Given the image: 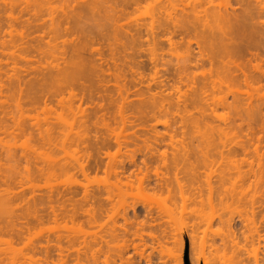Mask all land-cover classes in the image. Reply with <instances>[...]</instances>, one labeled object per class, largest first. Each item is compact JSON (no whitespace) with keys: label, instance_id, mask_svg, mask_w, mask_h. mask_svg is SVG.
<instances>
[{"label":"rangeland","instance_id":"1","mask_svg":"<svg viewBox=\"0 0 264 264\" xmlns=\"http://www.w3.org/2000/svg\"><path fill=\"white\" fill-rule=\"evenodd\" d=\"M8 1L6 0L4 2V0H0V41L17 38V35H15L16 37L13 36L14 38H10V36L8 39V35L6 34V26L10 21H8L6 14L9 13L7 9L10 8L12 2L10 1L8 4ZM33 1L23 0V5L26 3V7L24 6L22 8L20 6L22 5V1L17 0V4L19 3V5L15 3L14 10L12 8V13L15 18L19 12L18 15L24 21L22 24L18 16L17 18L20 20L17 19L19 22L16 23L18 24L11 22L13 25L16 24L15 28L17 30L20 28L21 31L26 29L27 32L32 33L31 35L35 37L34 35H37V33L40 35V27L44 24L45 26L42 27V31L46 27L48 28L51 18L56 19H52L55 22H59V19L63 17L64 20L62 19L60 23L63 30L60 29L61 31H59L57 43L58 41L63 42L64 38L65 41L63 43L64 45L58 44L60 47L56 54L58 55L59 53V56L55 55L56 58L62 57L59 51H65V55L70 56V47H67L68 43L71 46V42L80 39L79 41L84 40V42H81L83 44L87 43L85 46L88 47L87 49L85 47L86 50H83L81 56L82 58L85 56L83 58L84 62L86 60L88 63H95L94 65L100 64L96 66L99 71L95 72L91 71L88 67L89 70L87 68L82 69V66H77L80 68L78 69L74 66V61H72V72L68 75V78L60 80L63 85L59 80L57 83V80L52 81L54 80L52 79L50 83L52 84L54 82L53 86L46 82L47 84L45 83L44 88L42 87L43 92L39 94L27 95V92L22 93L24 90L22 92L18 90L26 80L17 89L19 92L14 89L11 93L9 90H6L8 86H0V226L6 229L11 224L13 226L10 228H15L22 223L20 225V228L24 225L21 228L22 231L25 225L26 228H29L28 231H23L24 238L21 234L22 239L19 240V238L15 239L16 237H14L12 229L9 228V233L7 234V229L4 230L0 227V264H27L30 260L28 264H32L33 262V264L35 262L36 264H41L37 262H42V264H233V261H236L233 257L235 256L234 252L237 250L244 257L241 264H264V209L257 207L251 210L245 205L247 202L246 198L248 197V201L251 200V198L249 199V195H252V192L255 193L258 188L262 190L263 187L261 186L264 184L259 183L260 185L258 184V187L255 186L256 184L252 185L253 177L250 181L243 179L245 183L244 181H238L237 184L241 183L242 186L241 188L238 185L239 189L241 188L248 195L245 197L241 196L246 199V202H244V199L237 200L240 194L236 195V199H234L236 197L235 195L233 199H231L232 197L230 195H227L223 198L222 202L219 200L216 186L219 172L217 170L220 167L218 166V160L219 158L221 159L222 155L220 153L221 155L219 157V153L217 154V152H221V150H224L223 153L227 155L226 150L232 149L234 151H231V153L233 152L234 154L236 152V159L243 158L244 156L243 159H246L248 164L252 161L250 168L252 170L254 169L253 171H256L255 168L261 162L262 170L259 169L261 167L259 166L257 173L260 172L259 170H261L260 173L263 172L264 120L262 117H264V44L261 45V43H264V41L260 40L261 43L258 42L259 44H256L259 46H256L257 48L253 46H242L238 50L237 47V51L234 50V53H231V50L229 52L225 50L228 53H224V50H221L223 51L221 54L220 49L217 48L219 51L216 50L220 54L217 55V52L214 51L215 55L213 54L212 64L204 59L198 61L193 67H190L187 71L192 76L194 75L195 79L200 76H209L212 78V82H214L212 83L211 79L209 80L210 82H207L208 86L205 85V94L201 95L203 96V100H201L202 106L200 105L201 103L196 102L197 107L194 108L196 105H191L193 103L189 101L190 96L192 100L193 95L187 92V88L189 90L190 87L187 83L190 84L195 79L193 78L192 80V76H188L189 74L185 71L188 75L183 74V76L181 73L184 78L181 76L182 82H180V76L178 78L177 75L173 74L175 73L176 67L182 64L181 61H184V56L187 55H185L187 53L185 46L187 37L181 43V39L177 38L178 36H174L172 39L173 41L177 39L176 45L175 43L171 45L165 37L163 38L164 35L158 29L159 34L156 30V37L153 41L146 34L145 27L148 26L146 25L148 21L145 22L144 20H147L149 14H154L160 6L165 4L168 7L167 10H169V6L175 4L176 7L174 8H177L175 11L176 13L178 11L179 13L177 14L179 15L180 9L181 12L189 10L192 8V5H195L193 3H197L195 2L196 0H175L172 2L171 0H136L139 4L134 3L135 0H114V2L113 0H107V3H109H105V6H109L107 7V12H109L110 7L114 4V7L111 8L113 11L110 9V14L114 15L112 16V18L114 17V24L110 23V25L106 21L104 23V20H100L101 15H103L101 13L102 11L104 13V10L99 13L100 9L97 8L98 10H96L98 12L96 10L94 11L96 15L92 12L90 14L87 8L91 0H53L48 4V9L47 7L43 8L44 10L39 11L40 15L37 13V18L34 16L35 13L33 11H28V5L31 7ZM198 1V5H201V3L205 5V0H201L203 1L201 3L200 0ZM219 1L220 3L222 2V0H216L215 5H220ZM227 1L230 6L235 7V4L237 7H244L245 0H242L244 2L241 5V0ZM168 2L173 4L167 5ZM225 2L226 0H223L221 3L223 5H221L222 8L227 4ZM3 3H7L6 6ZM110 4L112 5L110 6ZM229 4H227V8H231ZM202 5L201 7H203ZM182 6L183 8L186 6L185 9L182 10L180 8ZM27 7L28 9H26ZM115 7L118 10H115ZM32 8L30 9L32 10ZM240 8H235V11L236 9L242 11L243 8ZM25 9L31 13V17ZM239 10L237 11L239 12ZM80 11L81 13L79 14ZM13 14L12 17H14ZM37 14L35 15L37 16ZM65 14L68 18L65 17ZM39 16L41 19H39ZM26 18H28V21L32 19L31 22L33 23L31 24H35L33 20L38 21L39 29L36 26L30 28V25H28V27L25 22L27 20ZM260 18H263L262 20L264 21V17ZM39 20L43 23H40ZM76 20L79 21L75 22ZM262 20L260 19V21ZM80 21L84 26H88V29L85 30L84 28L86 27H83L79 23ZM136 21L141 26L145 25L143 27L145 29L141 31L142 37L140 36V43L139 41H135L137 46H135V42L134 44L132 43L135 46L134 48L129 42L128 47L131 46L133 50L126 47L128 48L127 50L122 48L123 50L120 52L118 48H121L123 46L122 44L128 41V39H124V35L122 36L125 32L124 30L130 27L129 31H131L135 28V25L138 26L139 24ZM65 24L67 27H65ZM93 24L96 26L93 27ZM98 24V27L101 28L102 25L103 27L97 29ZM79 26L83 28L81 29ZM119 27L123 29L121 30ZM34 28L35 30L37 29L36 32L33 30ZM64 28H66V31ZM28 29L31 30L28 31ZM113 30L116 32L114 33ZM121 31L124 32L121 33ZM79 33L84 38L80 37L81 35ZM112 33L115 35L119 33L121 36L118 35V38L120 37L119 39L121 41H126L121 43L118 39L114 40ZM86 34L93 43L87 39ZM97 34L99 35L97 36ZM31 35L28 37L29 40H31ZM145 36L148 40L144 39ZM196 36L199 35L193 34L192 36L190 34L188 36V39L190 38L191 40L190 48L192 49L189 52L191 51L193 53L190 54L193 56L201 54L207 57L209 55L207 51L210 49H206L207 51L202 48L200 49V40L198 43V37ZM110 37L109 42L107 39ZM46 38L48 39L46 40ZM46 38L45 40L48 41L50 37L46 36ZM35 40L33 43L30 41V44L33 45L36 42ZM111 40H114V42L112 43ZM178 40L181 45L178 43ZM153 42H155V46L152 44ZM114 43L116 46L117 43H121L122 46L118 44L120 47H116L113 45ZM138 44L141 46L139 47ZM150 44H152V48H157L153 51ZM3 51L4 49L1 50L0 47V75L2 72L4 75L2 78L5 75L7 77L8 73V76L11 75V77L13 73L16 75L23 74L19 72L27 65L23 64V61V63L16 61L18 63L15 65H19V68L23 67L22 69L7 65L6 63L14 62L17 59L7 54V50L5 52ZM25 51H22L24 55H31L29 56L30 59H36L34 64L31 63L38 67L36 69L42 70L45 67L44 71L47 72L50 68V62L52 63L53 61L54 64L55 60L52 59L54 58L53 56H47L48 58L52 57L51 61L48 62L49 60H46L48 59L46 56L42 57V59L45 58L44 61L39 57H34L35 53L32 49ZM123 52L125 54L128 53L127 58L129 60L122 56L124 54ZM129 52L133 54L131 53L130 56ZM1 53L5 54L3 55ZM107 53H110L109 57ZM119 54L122 58H119L120 56L118 57ZM182 55L183 58L181 57ZM56 60L58 61L59 59ZM44 62L47 64L46 66H44ZM75 62L77 61L75 60ZM227 65L230 66V69L233 67L232 71L236 69L234 72H237L240 78H237L236 74L237 80H234V82L233 79L231 81L227 78L225 76V71L229 70V68H226L228 67ZM88 66H90V63ZM218 72L219 75L217 74ZM244 72L247 75L246 79H244ZM210 73L211 75H209ZM185 75L191 79L185 77ZM29 77L30 75L26 78ZM31 77H33V74H31ZM186 78L190 81L187 80V82ZM3 81L2 79L1 82ZM46 85L52 87L50 90L55 89L53 92H57L53 94L49 90L51 94L48 93V95V87L46 88ZM26 86L22 87L25 89ZM44 91H46V94ZM225 96L226 99H223ZM235 97H237L239 102ZM222 99L228 102L224 101L226 104L225 107L223 106L224 103H221L223 101ZM232 99H234V105L235 99L239 103H236L239 105L238 109L235 108L237 111H240L242 108L241 112H238L239 114H236V110L233 109L235 106L232 105ZM204 100L206 105L209 106L208 108L202 102ZM152 101L157 104L155 103V105ZM164 101L166 103L173 102L174 104L172 103L171 106H176V102H179L177 103V107L166 105L165 108L167 109L169 106V112L171 114L167 110H164L165 108H163V111L161 108L159 109L160 112L157 110V113H153V109L159 107L157 106L158 103L160 104ZM166 103L164 102L163 106ZM255 103L258 104L256 105ZM150 104L152 105L151 110ZM198 104L202 107L200 110L204 108L202 113L197 109L199 108ZM139 106L141 108L138 109ZM252 106L254 109L258 108L261 111L257 121L253 122L251 120L254 124H251V118L248 120V117H245L243 114L246 107H250L251 109ZM256 106L258 107L256 108ZM146 107L149 108L147 109ZM137 110H143V113ZM191 120H195L197 123L199 122L198 125L196 123L191 124ZM180 121L185 126L184 128L182 126L180 127V124L182 125ZM262 123L263 125L261 126ZM190 124L194 125L191 126ZM30 126L31 128H29ZM194 126L198 127L195 128ZM231 127L232 129L229 130L228 128ZM43 132L46 133V136ZM223 132L226 133L222 134ZM230 136L231 138H229ZM218 139L220 143L217 142ZM222 142L223 144L221 145ZM243 142L248 146H246L247 148L250 147L249 149L245 147L249 152H241L240 147ZM182 151L185 154L187 153L186 151L191 152L190 161L177 165L171 164L173 153L177 154ZM245 153L247 154L245 155ZM217 156L218 163L216 162ZM201 158L206 159L203 162ZM257 159L259 160L257 161ZM246 163L243 165L247 170V166L249 165L246 166ZM190 167L194 172L191 180L189 179L190 176L188 177L189 173H187ZM261 177L264 178V176ZM234 180L236 181V179ZM263 180L261 181L260 179L264 183ZM242 183H244V186ZM228 186V189L233 188L232 190L237 192L238 187H230L231 185H227L226 187ZM259 189L256 192H259ZM191 194L193 197H191ZM97 195L100 196L99 200L96 198ZM47 196L50 200H48ZM252 196L254 197V195ZM50 205L57 206L56 209L59 208L57 213L61 211V214L58 213L59 216H57V219L56 217H51L52 214H49L51 211L49 212L47 207ZM36 208H39L37 209V213H40V219H38L39 215L36 213ZM46 211L49 213L46 214ZM69 211L76 213L73 215ZM42 214L44 215L42 216ZM48 214L50 217H48ZM219 218L222 220H226V218L227 220L230 219V226L233 231L231 236L226 235L227 228L221 225L222 223H220L221 220L219 221ZM246 218L248 219L245 220ZM7 220L9 221V225H7ZM22 220L23 222H21ZM111 231L115 232L118 237L116 236V238L114 236L115 239L112 236V238L109 237L113 233ZM11 232L13 236H11ZM14 240L16 241L14 242ZM45 244H54L52 247L54 249H57L58 246L60 248L62 247V262L57 258L59 255H54L57 252L55 250L51 256L53 260L48 258L50 261L43 260V253H39L38 250L35 252L36 254L34 253V247L36 245L37 248H40L42 245L46 246ZM55 244L58 245L56 248ZM122 247L123 250L125 247L124 251ZM49 248L51 247L49 246ZM38 253L42 255H40V258Z\"/></svg>","mask_w":264,"mask_h":264},{"label":"bare ground","instance_id":"2","mask_svg":"<svg viewBox=\"0 0 264 264\" xmlns=\"http://www.w3.org/2000/svg\"><path fill=\"white\" fill-rule=\"evenodd\" d=\"M6 0H4V2H5ZM8 1V0H7ZM10 1H12L11 2V5H10V8H8L7 10H8V12L9 13H11V14H9V13H7L6 15L8 16V21L10 22H8V27L6 26V34L8 35V39H9V37L10 38H12L13 36H15V35H17V38L16 39H7L8 41H6V40H1L0 41V44H1V50H3L4 49V51L3 52H5L6 50H7V54H9V55H11L12 57H14L15 59H17V60H14V62H11V63H6L7 65H12V67L14 66V67H18V66H15L18 62H16V61H20L21 63H23V64H25V65H27V66H24L23 64V66H24V69H22V68H19V69H22L23 70V72H22V70H20L21 72H19V73H23V74H18V75H16L15 73H13V75H12V77H11V75H9L8 76V74L7 73H5V74H7V77H6V75H5V77H6V80H5V77L4 78H2L4 75H3V72H2V76L0 75V79L2 78L4 81L3 82H1L2 81V79H1V85L0 86H4V85H6V86H8V88L6 89V90H9L10 92L11 91H13L14 89L16 90V91H18V90H20L21 92L24 90V92H22L23 94L25 93V92H27L26 94L28 95V94H39V93H41V92H43L42 90H43V88H44V85H45V83L47 82L48 84L51 82L50 80H52V79H54V80H52V81H55V80H57V83H58V80L60 81L61 79L63 80V79H65V78H68V75L72 72V61H74V63H75V67H77V66H82V69L83 68H90V70L91 71H99L98 70V68L96 67L98 64H100V63H98L97 65H94L95 63H91V62H89L90 63V66H88V62H86V60H85V62H86V64H84L85 62H84V57L85 56H83V58L81 57L82 56V54H83V50L85 51L88 47H86L85 45L87 44H83V42H84V40H81V41H83V42H81V41H79L77 38H75V39H77L75 42H71V46H69L70 45V43H68V45H67V47H70V56H68L67 54L65 55V51H59L61 54H62V57L60 56V58H56V56L55 55H57L56 53L58 52V48L60 47V46H58V44L60 43V45L61 44H63L64 43V39H63V42L61 41V42H59L58 41V43H57V38H58V35H59V31H61L60 29H62L61 28V26L62 25H60V23L62 22L61 20L63 19V17L62 18H60L59 20V22L57 21V22H55L54 20H56V19H54V18H51V21H50V23H49V25H48V28L46 27V29L44 30L43 29V31H42V27L43 26H45V24L42 26V27H40V29H41V31H39L40 32V35H38V33H37V35H34L35 37H36V40H35V37H33V35H31L30 34V32H27V30L25 31V30H23V31H21V28L19 29V30H17L16 28H15V25L16 24H18V23H16V22H19L20 20H19V18L21 19V16L20 15H18L19 14V12L18 11H16V12H18L17 13V16H16V18H15V16H14V14L12 13L13 12V10H14V7L16 6L15 5V3L17 4V0H9L7 3L9 4L10 3ZM13 1H14V3H13ZM22 1V5H20V6H22V8L25 6L26 7V3H24V5H23V0H21ZM51 1H53V0H34L33 1V3H32V6L31 7H33L32 8V10L30 9L31 7L28 5V7H29V9H28V7L26 8V9H28V11L30 12V11H33L35 14H39L40 15V12L42 11V10H44L43 8H46L47 7V9H48V4H50L51 3ZM110 1V0H109ZM108 1V2H109ZM123 1H125V0H123ZM122 1V2H123ZM129 1V0H128ZM128 1H126V2H128ZM138 1V0H137ZM141 1V0H140ZM148 1H150V0H148ZM152 1V0H151ZM155 1V0H154ZM170 1V0H169ZM172 1H175V0H171V2ZM208 1V0H207ZM206 0H205V2H204V4L205 5H202L203 3H201V2H203V1H201L200 0V3H201V5L203 6V7H201V5L199 4L198 5V0H196L195 2H197V3H193V4H195V5H188V6H191L192 8H190L189 9V7H188V9L189 10H185V11H182L181 12V9L180 8H182V10L183 9H185V7L187 6H185L184 8H183V6L182 7H180L179 9V11H180V14L178 15L177 13H179L178 11H177V13H176V9L177 8H174V7H176L175 6V4H171L170 2H168L167 3V5L169 4V5H172V6H169V10H167L168 9V7H166L165 5H163V6H160V8H158L155 12H154V14H152V15H150L149 14V16H150V18H149V16H148V19L146 20H144L145 22H147L146 23V25H148V26H146L145 28H143L144 26H141V24H139L137 21H136V23H138L139 25V27L137 26V25H135V28H131L130 30L131 31H133L132 33H131V31H129V28L130 27H126L127 28V30H124V31H121V33H123L124 32V34H122V36L124 35V39L126 38V39H128V41H121V39H119L118 38V35H119V33H118V35L116 34H113L112 33V37H113V35H114V40H119V42H121V43H123V42H125V44H122L121 45V43H117V46H119V45H121L122 47L121 48H118L119 50H120V52H122V48H125L126 50L128 49V48H130V49H132L131 48V46L132 47H134L135 48V46H137L136 44V42L135 41H139V39L141 40V38H140V36H141V31L142 30H144L145 29V31H146V34L148 35V36H150V38L151 39H153V41H154V38L156 37L155 35H156V30L158 31L157 33L159 34V30H160V33H162L164 36H163V38L165 37V39L172 45L173 43H175V45H176V41H177V39L175 40V38H174V40L175 41H173V37L174 36H178L177 38H179V39H181L180 41H181V43H182V41L184 40V38L185 37H187V40H186V38H185V40H186V43H185V46H186V51H187V53H185V55L186 56H184V58H183V55L181 56L183 59H184V61L182 60L181 61V63L182 64H180V65H178L177 67H176V69H175V73H173V74H175V75H177V77L179 78V76H180V78H181V76L183 75V74H186V72L188 73V69H190V67H193L194 66V64H196L198 61H200V60H207V61H209L211 64H212V62H213V58H214V55H215V53H214V51H216L217 53V55H219L220 53L222 54V52L223 51H221V50H224V53L225 52H229V50H231V53H234L233 51L234 50H236L237 51V47H238V50H239V47H241L242 48V46L243 47H248V46H253V47H256V46H258V45H256V44H259L258 42H260L261 43V41H264V21L262 20L263 18H260V17H264V1L262 2L261 0L259 1V0H245V2L244 1H240V5H241V3H243L244 2V7H242V6H236L235 4H234V6L235 7H233V6H230V4H229V2L226 0V2H227V4H229V6L231 7V8H227L226 6H228L227 4H225L224 5V7L222 8L221 7V3L223 2V0H222V2L220 3V1H219V4L220 5H215V2H216V0L214 1V0H212V1H214L213 3H212V1L210 0L209 2H207ZM218 1V0H217ZM239 1V0H238ZM2 2V1H1ZM19 2V1H18ZM86 2H88V1H86ZM85 2V3H86ZM113 2H114V0H113ZM116 3H117V1H115ZM122 2H121V4H122ZM132 2V1H131ZM157 2V1H156ZM207 2V3H206ZM225 2V3H226ZM236 2V1H235ZM6 3V4H7ZM105 3L106 4H109V3H107V0H91V2L89 3V7L87 8L89 11H90V14H91V12L93 13V14H95L96 15V13H94V11L98 8V9H100L99 10V13H100V11H102V10H104V13H103V11H102V13L101 14H103V15H101L102 17L100 18V20L102 19V20H104V23H105V21L108 23V25H110V23H112V24H114L113 22H114V17L112 18V16H114V15H112V14H110V9L111 8H113L114 7V4H113V6L112 7H110V9H109V12H107V7H109L108 5L107 6H105ZM111 3H112V1H111ZM133 3V2H132ZM134 3H138V2H136V0H135V2ZM175 3V2H174ZM210 3V4H209ZM237 3V2H236ZM4 4V3H3ZM6 4H4V6H6ZM139 4V3H138ZM157 4V3H156ZM196 4H197V7H196ZM17 5H19V3L17 4ZM104 5V6H103ZM112 4H110V6H111ZM119 5V4H118ZM125 5V4H124ZM239 5V4H238ZM243 5V4H242ZM99 6V7H98ZM100 6H101V8H100ZM156 6H159V5H156ZM155 6V7H156ZM198 6H199V9H198ZM223 6V5H222ZM8 7V6H7ZM18 7V6H17ZM86 7V6H85ZM84 7V8H85ZM106 7V8H105ZM161 7H163V8H161ZM174 9H173V8ZM12 8H13V10H12ZM82 8V7H81ZM123 8H125V7H123ZM173 10H172V9ZM232 8H234V9H232ZM235 8H240V9H242L243 8V10L241 11V10H239V9H236V11H235ZM5 9H6V7H5ZM18 9V8H17ZM25 9V11H27ZM86 9V8H85ZM97 9V10H98ZM120 9V8H119ZM229 9V10H228ZM9 10H12V11H9ZM21 10H23V9H21ZM21 10H20V12H21ZM87 10V11H88ZM96 10V11H97ZM112 11H113V9H111ZM115 10H118L117 9V7H115ZM155 10V9H154ZM237 10H239V12L237 11ZM27 11V13L28 14H30V17H31V13H29ZM40 11V12H39ZM71 11V10H70ZM73 12V11H72ZM84 12V11H83ZM98 12V11H97ZM116 12V11H115ZM124 12V11H123ZM151 12H152V10H151ZM23 13V12H22ZM33 13V14H34ZM65 13H66V11H65ZM81 13V11L79 12V14ZM85 13H87L86 11H85ZM112 13V12H111ZM114 13V12H113ZM120 13V12H119ZM153 13V12H152ZM11 15L10 17H9V15ZM12 14H13V16L14 17H12ZM27 14V15H28ZM32 14V15H33ZM34 14V16L37 18L38 17V14H37V16ZM92 14V15H93ZM116 14V13H115ZM63 15V14H62ZM61 15V16H62ZM66 15V14H65ZM72 15V14H71ZM95 15H94V17H95ZM98 16H99V14H97ZM19 16V18H17ZM23 16H24V13H23ZM22 16V17H23ZM34 16H33V18H34ZM64 16V15H63ZM73 16V15H72ZM77 16V15H76ZM75 16V17H76ZM80 16V15H79ZM84 16V15H83ZM82 16V17H83ZM6 17V16H5ZM65 17H67V15L65 16ZM81 17V16H80ZM85 17V16H84ZM83 17V18H84ZM119 17V16H118ZM10 18V19H9ZM29 18V17H28ZM28 18H26L27 20H25V22L27 23L26 25L28 26V25H30V28L32 27L33 28V26H36L37 27V29H39L38 27H39V22L38 21H36V20H33V21H35V24H31V23H33V22H31V20L29 19V21H28ZM68 18V17H67ZM66 18V19H67ZM88 18H89V16H88ZM87 18V19H88ZM99 18V17H98ZM117 18V17H116ZM262 20V21H260V19ZM19 21H18V20ZM23 19V18H22ZM22 19H21V22H22V24H23V22L24 21H22ZM39 19H41L40 18V16H39ZM52 19H54V20H52ZM71 19L73 20V18L71 17ZM75 19V18H74ZM86 19V20H87ZM93 19V18H92ZM64 20V19H63ZM69 20V19H68ZM67 20V21H68ZM71 20V21H72ZM90 20H91V18H90ZM150 20V21H149ZM40 21V20H39ZM66 21V20H65ZM64 21V22H65ZM79 21V20H78ZM77 20L75 21V22H78ZM84 21V20H83ZM89 21V20H88ZM98 21V20H97ZM11 22H14V23H16L15 25H13V23H11ZM20 22V23H21ZM36 22H38V23H36ZM73 22V21H72ZM91 22H92V20H91ZM99 22V21H98ZM6 23V22H5ZM40 23H43V22H41L40 21ZM57 23H59V24H57ZM71 23V22H70ZM69 23V24H70ZM79 23H81L82 24V22L80 21ZM84 23V22H83ZM89 24H90V22H88ZM144 23V22H143ZM143 23H142V25H143ZM37 24V25H36ZM76 24H78V23H76ZM96 24V23H95ZM5 25V24H4ZM32 25V26H31ZM83 25V24H82ZM91 25H92V23H91ZM115 25H116V22H115ZM2 26V25H1ZM20 26V25H19ZM63 26H64V24H63ZM81 26V25H80ZM79 26V27H80ZM94 26H96V25H94L93 24V27ZM99 26V24L97 25V29L99 28V29H101L102 27H103V25H102V27L100 28V27H98ZM117 26V25H116ZM115 26V27H116ZM122 26V25H121ZM5 27V26H4ZM22 27V26H21ZM25 28H26V26H24ZM29 27V26H28ZM65 27H67L66 26V24H65ZM83 27H86V28H84L85 30L86 29H88V26H84L83 25ZM82 27V28H83ZM90 27V26H89ZM92 27V26H91ZM114 27V28H115ZM1 28V27H0ZM77 28V27H76ZM81 28V27H80ZM81 28V29H82ZM120 28V27H119ZM118 28V29H119ZM125 28V29H126ZM8 29V30H7ZM37 29L35 30V28L33 29V30H35V32L37 31ZM65 29V31H66V28H64ZM80 29V30H81ZM83 29V30H84ZM91 29V28H90ZM89 29V30H90ZM93 29V28H92ZM113 29V28H112ZM116 29H117V27H116ZM121 29V28H120ZM123 29V28H122ZM121 29V30H122ZM159 29V30H158ZM3 30V29H2ZM31 30V29H30ZM29 29H28V31H30ZM63 30V29H62ZM71 30V29H70ZM69 30V31H70ZM115 30V29H114ZM113 30V31H114ZM1 31V30H0ZM82 31V30H81ZM91 31V30H90ZM68 32V31H67ZM76 32V31H75ZM86 32H88V33H91V32H89V31H86ZM95 32V31H94ZM101 32V31H100ZM105 32V31H104ZM116 31H114V33H115ZM118 32H119V30H118ZM144 32V31H143ZM28 33V34H27ZM34 33V32H33ZM66 33V32H65ZM74 33V32H73ZM81 33V32H80ZM79 33V34H80ZM120 33V34H121ZM14 34V35H13ZM32 36L30 39L31 40H29V36L30 35ZM69 34V33H68ZM105 34V33H104ZM103 34V35H104ZM106 34H107V32H106ZM110 34V33H109ZM190 34H192V36H193V34H196V35H199V36H196V37H198V43H199V40H200V43H199V47H200V49L202 48L203 50H206V49H210V50H206L207 52H209L208 54L209 55H207V57H205V56H202L201 54H199L198 56H193V55H191L190 53H192L191 51L189 52V50L191 49L190 48V42H191V40H190V38L188 39V36L190 35ZM4 35H5V32H4ZM71 35V34H70ZM81 36L80 37H82V38H84L83 36H82V34H80ZM85 35V34H84ZM89 35V34H88ZM92 35V34H91ZM90 35V36H91ZM99 34H97V36H98ZM101 35V34H100ZM46 36H48V37H50L49 38V40L48 41H46L48 38H46ZM63 36V35H62ZM89 36V37H90ZM117 36V37H116ZM119 36H121V35H119ZM195 36V35H194ZM16 37V36H15ZM86 37H87V39H89L88 38V36H87V34H86ZM85 37V38H86ZM103 37V36H102ZM142 37V36H141ZM146 37V36H145ZM144 37V39H147V37L145 38ZM157 37L158 38H160L158 35H157ZM162 37V36H161ZM14 38V37H13ZM32 38H33V40H32ZM45 38H46V40H45ZM60 38V37H59ZM92 38H93V36H92ZM158 38H157V41H158ZM200 38V39H199ZM74 39V40H75ZM95 39V38H94ZM103 39V38H102ZM109 39H111V37L110 38H108L107 40H109ZM123 39V38H122ZM143 39V40H144ZM34 40L37 42H35L33 45L32 44H30L31 42L30 41H32V43L34 42ZM86 40V39H85ZM114 40H111L112 41V43L114 42ZM148 40V39H147ZM184 40V41H185ZM261 40V41H260ZM71 41H73V40H71ZM89 41H91L90 39H89ZM160 41H161V39H160ZM87 42V41H86ZM92 42V41H91ZM96 42V41H95ZM109 42H110V40H109ZM117 42V41H116ZM132 44H134V42H135V46H133V44L131 45V46H129L128 47V45L130 44V43ZM156 42V41H155ZM155 42H153L152 44L154 45V43ZM93 43V42H92ZM127 43V44H126ZM139 43H140V41H139ZM147 43H149V42H147ZM151 43V42H150ZM178 43L181 45V43L179 42V40H178ZM66 44V43H65ZM89 44V43H88ZM109 44V43H108ZM119 44V45H118ZM143 44V43H142ZM152 44H150V47L152 46ZM262 44H264L263 42L261 43V45ZM64 45V44H63ZM92 45V44H91ZM110 45V44H109ZM113 45H115L116 46V44L114 43ZM112 45V46H113ZM126 45V46H125ZM139 45V44H138ZM149 45V44H148ZM157 45V44H156ZM183 45V44H182ZM260 45V46H261ZM89 46V45H88ZM116 46V47H117ZM141 45H139V47H140ZM155 46V45H154ZM85 47H86V49H85ZM111 47V46H110ZM114 47V46H113ZM113 47H111V48H113ZM120 47V46H119ZM126 47H128V48H126ZM149 47V49H150V51H151V48ZM235 48V49H233V48ZM253 47H252V49H253ZM259 47V46H258ZM63 48V47H62ZM110 48V49H111ZM157 47H153L152 49H153V51H154V49H156ZM217 48H219L220 49V53L218 52L219 51V49H217ZM230 48V49H229ZM232 48V49H231ZM257 48V47H256ZM28 49H32L33 50V52L35 53V56L34 57H39V58H41L42 59V57L43 56H53L54 58H52V57H47L48 59H46L48 62H50L51 61V58L53 59V60H55L54 61V64H53V61H52V63L50 62V68H49V70L47 71V72H45L44 71V68L45 67H43V71L41 70H39V69H36V68H38V67H36V66H34V65H32L31 63H33L34 64V61H36V59H30V57L29 56H31V55H24L23 53L24 52H22L23 50L25 51V50H27L28 51ZM61 49V48H60ZM65 49V48H64ZM114 49V48H113ZM124 49V50H125ZM215 49V50H214ZM218 51H217V50ZM245 49V48H244ZM250 49V48H249ZM255 49V48H254ZM62 50V49H61ZM96 50V49H95ZM108 50H109V48H108ZM133 50V49H132ZM192 50V49H191ZM225 50H227V51H225ZM243 50V49H242ZM241 50V51H242ZM92 51H94V50H92ZM117 51V50H116ZM130 51V50H129ZM152 51V53H154ZM212 53H211V52ZM235 51V52H236ZM248 51V50H247ZM2 52V51H1ZM30 52V51H29ZM29 52H27V53H29ZM66 52H68V51H66ZM133 52V51H132ZM132 52H129L130 53V56H131V53ZM227 52V53H228ZM244 52V51H243ZM25 53H26V51H25ZM31 53H32V51H31ZM33 53V54H34ZM124 53V52H123ZM125 53H126V51H125ZM124 53V54H125ZM134 53V52H133ZM132 53V54H133ZM1 54H3V53H1ZM5 54V53H4ZM3 54V55H4ZM69 54V53H68ZM108 54V57H109V55H110V53H107ZM124 54H122V56L123 57H128L127 55H128V53L127 54H125V56H124ZM193 54V53H192ZM214 54V55H213ZM67 56V57H70V58H66L65 56ZM85 55V54H84ZM57 56H59V53H58V55ZM116 56V55H115ZM120 56V54L118 55V57ZM133 56V55H132ZM11 57V58H12ZM29 57V58H28ZM113 57H114V55H113ZM112 57V58H113ZM178 57V56H177ZM4 58V57H3ZM5 58H7V57H5ZM10 58V57H9ZM26 58H28V59H26ZM38 58V59H39ZM115 58V57H114ZM119 58H122L121 56L119 57ZM126 58H125V60H126ZM45 59V58H44ZM44 59H42L43 61H44ZM56 59H59L58 61L56 60ZM68 59H71V60H68ZM99 59V58H98ZM116 59H117V56H116ZM128 59V58H127ZM178 59V58H177ZM31 60H33L32 62H31ZM75 60L77 61V62H75ZM90 60V59H89ZM123 60H124V58H123ZM129 60V59H128ZM131 60V59H130ZM13 61V60H12ZM23 61V62H22ZM47 61H45V62H47ZM91 61V60H90ZM115 61V60H114ZM118 61V60H117ZM121 61V60H120ZM0 62H1V60H0ZM45 62H44V64H45ZM48 62H47V64H48ZM72 62V63H71ZM99 62H100V60H99ZM125 62V61H124ZM123 62V63H124ZM36 63V62H35ZM43 63V62H42ZM115 63V62H114ZM127 63V62H126ZM177 63H179V62H177ZM1 64V63H0ZM43 64V65H44ZM47 64H45L44 66H46ZM52 64V65H51ZM91 64H93V65H91ZM107 64V63H106ZM113 64V63H112ZM118 64V63H117ZM21 65V66H22ZM32 65V66H31ZM38 65V64H37ZM101 65H103L102 63H101ZM121 65V64H120ZM224 65V64H223ZM222 65V66H223ZM40 66V65H39ZM122 66H124V65H122ZM228 66V65H227ZM99 67H100V65H99ZM115 67H118V66H115ZM121 67V66H120ZM224 67H226V66H224ZM230 66H228V67H226L227 69L229 68ZM78 69H80L79 67H77ZM87 68V70H89ZM97 68V69H96ZM217 68V67H216ZM222 68V67H221ZM235 68V67H234ZM14 69V68H13ZM76 69V68H75ZM119 69V68H118ZM118 69H117V71H118ZM122 69V68H121ZM217 69H219V68H217ZM223 69V68H222ZM232 69H233V67H232ZM232 69H230L229 68V70H227V71H225V69H224V71H225V73H226V75L225 76H227V78H229L230 80L231 79H233V82H234V80H237L236 79V75L238 74L237 72L235 73L234 71H236V69L234 70V71H232ZM37 70V71H36ZM101 70V69H100ZM231 70V71H230ZM38 71H40V72H38ZM76 71V70H75ZM102 71V70H101ZM186 71V72H185ZM219 71V70H218ZM223 71V72H224ZM38 72V73H37ZM82 72V71H81ZM85 72V71H84ZM103 72V71H102ZM233 72V73H232ZM74 73V72H73ZM72 73V74H73ZM77 73H78V71H77ZM122 73V72H121ZM181 73H182V75H181ZM224 73V74H225ZM264 73V72H263ZM31 74H33V77H31ZM94 74V73H93ZM120 74V73H119ZM189 74V73H188ZM188 74H186V75H188ZM218 75H219V72L217 73ZM236 74V75H235ZM242 74V73H241ZM243 74H245L244 76H245V78L244 79H246V73L244 72ZM30 75V77L29 78H26V77H28ZM97 75H98V73H97ZM185 75V77H187ZM191 74H189L188 76H190ZM209 75H211V73L209 74ZM223 75V74H222ZM184 76V75H183ZM182 76V78H184ZM192 76V75H191ZM190 76V77H191ZM224 76V77H225ZM239 75H237V78H240V77H238ZM257 76V75H256ZM209 77V76H208ZM207 76H200V77H198V78H194V75L192 76V80H193V78L195 79V80H197V81H195V80H193L192 82H190V84L189 83H187L190 87H189V90H188V88H187V92L189 93V94H191V95H193L192 96V100L190 99L191 98V96H190V98H189V101H190V103H193V104H191V105H196V102H198L199 104L201 103V100H203V96H201V95H203V94H205V85H207L208 83L207 82H210L209 80L211 79V82H212V78H208ZM251 77V76H250ZM26 78V79H25ZM182 78H181V80L180 79H178V80H180V82H182ZM187 78H189V77H187ZM186 78V81L188 80ZM221 78V77H220ZM226 78V79H227ZM255 78V77H254ZM257 78V77H256ZM70 79V78H69ZM73 79V78H72ZM189 79H191V78H189ZM222 79V78H221ZM229 79H227V80H229ZM242 79H243V77H242ZM243 79V80H244ZM26 80V81H25ZM184 81H185V79H183ZM249 80V79H248ZM255 80V79H254ZM8 82V85H7V82ZM27 82L26 84H24L25 82ZM188 81H190V80H188ZM187 81V82H188ZM232 81V80H231ZM231 81H229V82H231ZM4 82H6L5 84H4ZM24 82V83H23ZM61 82V84L63 85V83H62V81H60ZM179 82V83H180ZM236 82V81H235ZM2 83H3V85H2ZM21 83H23V85L21 84ZM46 83V84H47ZM53 83L54 82H52V84H51V86H53ZM177 83H178V81H177ZM193 85H192V84ZM194 83H195V85H194ZM212 83H214V82H212ZM60 84V83H59ZM186 84V85H187ZM20 85H22V86H26V88L25 89H27L26 91H25V89L21 86L20 87ZM187 85V86H188ZM232 85H233V83H232ZM5 86V87H6ZM55 86V85H54ZM59 86V85H58ZM57 86V87H58ZM208 86V85H207ZM20 87V88H19ZM29 87V88H28ZM43 87V88H42ZM46 88H47V94L49 93V94H51L50 92H49V90L52 88V87H50V86H45ZM50 87V88H49ZM83 87V86H82ZM19 88V89H18ZM18 89V90H17ZM58 89L60 90V88L58 87ZM59 90H58V92H59ZM8 91V92H9ZM16 91H14V92H16ZM53 94L54 93H56V92H53V91H55V89L54 90H50ZM19 92V91H18ZM45 92V94H46V91H44ZM85 92V91H84ZM89 92V91H88ZM232 92H234L233 90H232ZM12 93V92H11ZM90 93V92H89ZM44 94V93H43ZM48 94V95H49ZM52 94V95H53ZM58 94V93H57ZM42 95V94H41ZM43 96V95H42ZM213 96V95H212ZM216 96V95H215ZM152 97H154L153 95H152ZM214 97V96H213ZM233 97H234V95H233ZM236 99H237V97H235ZM242 98V97H241ZM206 99V98H205ZM213 99V98H212ZM218 99V98H217ZM217 99H215V100H217ZM221 99V98H220ZM223 99H226V96H225V98L223 97ZM222 99V100H223ZM236 99H235V105L233 104V102H234V99H232V105L233 106H235V107H233V109H235V108H239V105H237V104H239V103H237V101H238V99H237V101H236ZM152 100V99H151ZM173 100H175V99H173ZM177 100V99H176ZM245 100V99H244ZM149 101V100H148ZM156 101V100H155ZM171 101V100H170ZM195 103H194V102ZM219 101H221V100H219ZM224 101H226L227 102V100H223L221 103H224V107H225V102ZM152 102H154V101H152ZM151 102V103H152ZM165 103H166V101H164ZM163 102V103H164ZM168 102V101H167ZM179 102V101H178ZM178 102H176V106H171L172 105V103H166V104H164V106H163V103H160V104H162L161 105V107H160V104L158 103V105L157 106H159V107H157L156 109H155V111H154V109H153V113H157V110L159 111V109H161L162 108V111H163V108H165L166 107V105L168 104V105H170L171 107H177L178 105H177V103ZM202 102H204L205 103V105H206V102H205V100L204 101H202ZM218 102V101H217ZM239 102V101H238ZM245 102V101H244ZM156 102H154V104H155ZM189 103V104H190ZM228 103V102H227ZM237 103V104H236ZM241 103V102H240ZM246 103H247V101H246ZM142 104V103H141ZM157 104V103H156ZM155 104V105H156ZM174 104V103H173ZM199 104H198V107L199 108H197L199 111H200V113H202V110L204 109H202V110H200L202 107V103L200 104L201 106H199ZM231 104V103H230ZM245 104V103H244ZM251 104V103H250ZM256 104V103H255ZM258 104V103H257ZM256 104V105H257ZM219 105V104H218ZM218 105H215V106H218ZM237 105V106H236ZM246 105V104H245ZM151 104H150V110L152 109L151 108ZM221 106H222V104H221ZM222 106V107H223ZM242 106V105H241ZM153 107H155L154 105H153ZM183 107H186V106H183ZM195 107H197V105L196 106H194V108ZM206 107L208 108L209 106H207L206 105ZM205 107V108H206ZM232 107V106H231ZM258 106H256V108H257ZM139 108H141L140 106L138 107V109ZM147 108V107H146ZM149 108V107H148ZM147 108V109H148ZM248 108V109H247ZM137 109V108H136ZM210 109H211V107H210ZM144 110V109H143ZM143 110H141L142 111V113H143ZM164 110H167L168 112H169V110H170V108H169V106H168V108L166 109H164ZM173 110V109H172ZM178 110V109H177ZM206 110V109H205ZM204 110V111H205ZM212 110H213V108H212ZM212 110H211V112H212ZM229 110H231V109H229ZM236 110V109H235ZM241 110H242V108L240 109V111H237L236 110V114L238 113V112H241ZM245 110V109H244ZM138 112H141V111H139V110H137ZM149 111V110H148ZM206 111H208V110H206ZM215 111V110H214ZM247 111V112H246ZM160 112V111H159ZM166 112V111H165ZM231 112V111H230ZM243 112V111H242ZM244 112H246V113H244ZM243 112V114H244V116L246 117H248V120L250 119V122H251V124L254 122V121H257V119L259 118V115H260V113H261V111H260V109L258 110V108L257 109H254L253 108V106L251 107V109H250V107H246V110ZM170 113V112H169ZM175 113H177V112H175ZM207 113V112H206ZM205 113V115H207ZM213 113V112H212ZM211 113V114H212ZM234 113V112H233ZM171 114V113H170ZM239 114V113H238ZM247 114V115H246ZM233 115V114H232ZM242 115V114H241ZM204 117V116H203ZM254 117H256V118H254ZM242 118V117H241ZM244 118V117H243ZM253 118V119H252ZM263 118V120H264V117H262ZM246 119V118H245ZM255 119V120H254ZM233 120V119H232ZM242 120H244V119H242ZM251 120H253V122L251 121ZM181 123H182V121H180ZM185 122V121H184ZM235 122V121H234ZM166 123V122H165ZM186 123V122H185ZM184 123V124H185ZM191 124L192 123H196L197 125H198V123H197V121H195V120H191V122H190ZM190 124V125H191ZM254 124V123H253ZM260 124V123H259ZM186 125V124H185ZM194 125V124H193ZM193 125H191V126H193ZM250 125V124H249ZM263 125V123L261 124V126ZM182 126V128H184L185 126L183 125V123H182V125L180 124V127ZM231 126V125H230ZM229 126V127H230ZM258 126V125H257ZM260 126V127H261ZM195 128H197L198 126H194ZM193 127V128H194ZM234 127V126H233ZM250 127V126H249ZM260 127H259V129H260ZM29 128H31V126L29 127ZM56 128V127H55ZM209 128V127H208ZM213 128V127H212ZM252 128V127H251ZM263 128V127H262ZM28 129V128H27ZM199 129V128H198ZM210 129V128H209ZM214 129V128H213ZM229 130H231L232 129V127L231 128H228ZM227 129V130H228ZM249 129V128H248ZM222 130H223V128H222ZM43 131V130H42ZM50 131V130H49ZM47 132V131H46ZM220 133H221V131H219ZM44 133V132H43ZM42 133V134H43ZM50 133V132H49ZM220 133H219V135H220ZM224 133H226V132H223L222 134H224ZM228 133V132H227ZM46 133H44V135H45ZM221 134V135H222ZM233 134V133H232ZM235 134V133H234ZM44 135H42V136H44ZM218 135V134H217ZM229 135H230V133H229ZM228 135V136H229ZM46 136V135H45ZM44 136V137H45ZM223 136V135H222ZM224 136H226V135H224ZM234 136V135H233ZM43 137V138H44ZM49 137V136H48ZM221 138V137H220ZM229 138H231V136L229 137ZM229 138H228V140H229ZM48 139V138H47ZM223 140H224V138H223ZM227 140V139H226ZM217 142H219V139H218V141ZM228 142V141H227ZM241 142V141H240ZM220 143V142H219ZM244 144H245V142H243ZM243 143H241V147H242V149H241V147H240V145H239V147H240V150H241V152L243 151V152H249V150L247 151V149H249V148H247L248 146L245 144V146H244V144ZM223 144V142L221 143V145ZM238 144H240V143H238ZM243 145V146H242ZM224 146V145H223ZM247 146V147H246ZM250 146V145H249ZM247 149H246V148ZM221 148V147H220ZM224 148H225V146H224ZM218 150V149H217ZM220 150V149H219ZM253 150V149H252ZM224 151V150H223ZM223 151L221 150V152L219 151V152H217V154H218V156L219 155H223V157H222V155H221V159L219 158V160H218V156H217V159H216V162L218 163V161H219V163H218V166H220L219 167V170H217V171H219L218 172V175H217V178H218V180H217V191H218V195H219V200H223V198L224 197H226L227 195L229 196H231V197H229V198H231V199H233V196L235 195H239L240 197H238L237 198V196L234 198V199H236L237 198V200H241V199H244V197L247 195V194H245V191H242L241 190V188H242V186H241V183L240 182H243L244 180H247V181H250V180H252V177H253V180H252V185H254V184H256L255 186H257L259 183H261V184H264L263 182H261L262 181V179H264L263 177H261V176H264V167H263V172L262 173H260L261 172V168H262V164H261V162H260V165L259 166H261V167H259V166H257V168L259 167V169H261V170H259L260 172L259 173H257V168H255L256 169V171H253L252 170V168H250V166H251V162L252 161H250L249 159V164H248V161L246 160V159H243L244 158V156H243V158H237L236 159V152H234V154H233V152L231 153V151H234V150H232V149H227L226 151H227V155H225V153H223ZM254 151V150H253ZM176 152H178V151H176ZM187 153L185 154V152H179V153H177V154H174L173 153V155H172V157H171V164H173V165H177V164H180V163H184V162H186V161H190V158H191V152H188V151H186ZM230 152V153H229ZM181 153V154H180ZM184 153V154H183ZM221 153V154H220ZM254 153V152H253ZM216 154V155H217ZM247 153H245V155H246ZM249 154H251V153H249ZM255 154V153H254ZM189 155V156H188ZM251 155H253V154H251ZM256 155V154H255ZM226 156V157H225ZM259 156V155H258ZM203 157H205V156H203ZM220 157V156H219ZM235 157V158H234ZM239 157V156H238ZM251 157V156H250ZM256 157V156H255ZM263 158V157H262ZM202 159V158H201ZM206 159V158H205ZM205 159L203 158L202 159V161L204 160L205 161ZM255 159V158H254ZM218 160V161H217ZM259 159H257V161H258ZM203 161V162H204ZM262 161V160H261ZM264 161V160H263ZM247 162V163H246ZM245 163H246V166L247 165H249V166H247L248 168H247V170L245 169L246 167L244 166L245 165ZM56 164V163H55ZM244 164V165H243ZM53 166H55V165H53ZM244 166V167H243ZM264 166V165H263ZM254 167V166H253ZM188 171L189 172H187V173H189V175H188V177H189V179L191 180L192 178H193V176H194V172H193V169L190 167L189 169H188ZM261 174V175H260ZM263 174V175H262ZM6 175H8V174H6ZM186 175V176H187ZM9 176H10V173H9ZM5 177V176H4ZM8 177V176H7ZM240 177V178H239ZM258 177V179H256ZM260 177V178H259ZM11 178V177H10ZM237 178H238V180H237ZM241 178H242V180H241ZM234 179H236V181L234 180ZM240 179V180H239ZM244 179V180H243ZM260 179H261V181H260ZM233 181V182H232ZM238 181H240L239 183L240 184H237L238 183ZM247 181H246V183H247ZM258 181V182H257ZM264 181V180H263ZM232 182V183H231ZM235 182H236V184H235ZM244 183H245V181H244ZM244 183H242L243 184V186H244ZM251 184V183H250ZM227 185H231L230 187H235V188H237V192L235 191V190H232L231 188L230 189H228L229 188V186L228 187H226ZM237 185V186H236ZM241 187L240 189H239V186ZM246 185V184H245ZM260 185V184H259ZM255 186H254V188H255ZM246 188H247V186H245ZM248 187H251V186H248ZM258 187V186H257ZM260 187V186H259ZM261 187H263L264 188V185H262ZM260 187V188H261ZM216 188V187H215ZM234 188V189H235ZM262 188V190L261 189H259L260 191L259 192H256V191H258V189L255 191V193H253L252 192V195H254V197L250 194L249 195V199L251 198V200H249L248 201V197L246 198L247 199V202H246V199H244V202H246V206L248 207V209H251V210H254L255 208H257V207H260V208H263L264 209V189ZM238 190H240L239 192H238ZM216 191V192H217ZM232 191H234V192H232ZM249 191V190H248ZM248 191H246V192H248ZM243 192V193H242ZM250 192V191H249ZM194 193H196V192H194ZM193 194V193H192ZM191 194V197H193V195ZM249 194V193H248ZM257 194H259V195H257ZM14 195V194H13ZM195 195V194H194ZM217 195V196H218ZM15 196V195H14ZM23 196V195H22ZM195 196H198V195H195ZM241 196H244L243 198L241 197ZM248 196V195H247ZM251 196V197H250ZM47 198H48V200H50L49 199V197L47 196ZM98 200L100 199V196H98L97 195V197H96ZM195 198V197H194ZM52 201V200H51ZM220 201V202H221ZM50 202V201H49ZM223 202V201H222ZM50 206H51V209H50ZM49 207H47L48 209H49V212H47L46 211V214L47 213H49V214H52L51 215V217H56V219H57V216H59V214H61L60 212H58L57 213V211H59V208H57L56 209V207H55V205L54 206H52V205H50ZM43 207V206H42ZM41 207V208H42ZM53 207V208H52ZM26 208H28V207H26ZM24 209V208H23ZM22 209V210H23ZM34 209V208H33ZM37 209H39V208H36V213H37ZM54 209H56V210H54ZM61 209V208H60ZM29 210V209H28ZM43 210V209H42ZM46 210V209H45ZM74 210V209H73ZM31 211V210H30ZM64 211V210H63ZM66 211V210H65ZM24 212V211H23ZM71 211H69V213H70ZM17 213V212H16ZM15 213V214H16ZM21 213V212H20ZM74 213H76V212H74ZM74 213H72L71 212V214H73L74 215ZM77 213H78V211H77ZM24 214H25V212H24ZM40 214V213H39ZM38 213H37V215H39ZM46 214H45V216H46ZM49 214H48V217H50L49 216ZM65 214V213H64ZM70 214V215H71ZM21 215V214H20ZM44 214H42V216H43ZM66 215V214H65ZM224 215V214H223ZM223 215H222V217H223ZM19 216V215H18ZM22 216H24V215H22ZM40 216L41 215H39V218L38 219H40ZM67 216H68V214H67ZM72 216V215H71ZM25 217V216H24ZM33 217V216H32ZM37 217V216H36ZM47 217V216H46ZM62 217V216H61ZM60 217V218H61ZM220 217V216H219ZM19 218V217H18ZM27 218H29L28 216H27ZM26 218V219H27ZM35 218V217H34ZM229 218V217H228ZM22 219H23V217H22ZM45 219V218H44ZM46 219H48V218H46ZM53 219H55V218H53ZM224 219V218H223ZM248 218H246L245 220H247ZM10 220V219H9ZM42 220V219H41ZM221 220V222L220 223H222L221 225L222 226H225L226 228H227V231H226V235L228 234V235H230L231 236V234H233V231L231 230V226H230V219L229 220H227V218H226V220H222V219H220L219 218V221ZM250 220V219H249ZM8 221V220H7ZM24 221H26L25 219H24ZM32 221V220H31ZM40 221V220H39ZM43 221V220H42ZM11 222H13V221H11ZM14 222H16V221H14ZM20 222V221H19ZM21 222H23V220L21 221ZM35 222V221H34ZM251 222V221H250ZM263 223H264V221H263ZM1 224V223H0ZM13 224V223H12ZM15 224V223H14ZM22 224V223H21ZM21 224H19V225H17L19 228H20V225ZM29 224V223H28ZM28 224H27V226H28ZM30 224H32V223H30ZM5 225V224H4ZM7 225H9V221H8V223H7ZM11 225V224H10ZM8 226V227H6V229L8 230L10 227H12L13 225H11V226ZM6 226V225H5ZM17 226L15 227V228H10V229H12V231H13V233H14V237H16L15 239H18L19 238V240L20 239H22V237L24 236V232L23 231H28V229L29 228H26V225H25V228L23 229V231L21 230V228H22V226H24V225H22L21 226V228L19 229H17ZM1 227V226H0ZM1 229H4V230H6L5 228H3V227H1ZM0 229V230H1ZM4 230H2V231H4ZM6 230V232H7V234L9 233V230L7 231ZM23 232V233H22ZM113 231H111V233H112ZM13 233L11 232V236H13ZM26 234H27V232H25ZM21 234H22V237H21ZM110 234V233H109ZM225 234V233H224ZM226 235H225V237H226ZM10 236V237H11ZM116 237L117 236V234L115 233V232H113L111 235H109V237ZM111 237V238H112ZM115 237H114V239H115ZM118 237V236H117ZM116 237V238H117ZM12 238V237H11ZM24 238V237H23ZM193 239V238H192ZM16 240H14V242H15ZM124 244V243H123ZM46 245V244H45ZM53 245L54 244H52V245H46V246H44V245H42V246H40V248H37L36 246L34 247L35 249V251H34V253L35 252H37V250H38V252L39 253H43L42 255L44 256V259L43 260H49V259H52V255H53V252H54V250H55V252L56 253H54V255H59V257H57L58 259H59V261H61L62 260V251L63 250H61V248L58 246V245H56L55 246V248L57 247V249H54V248H52L53 247ZM34 246V245H33ZM39 246V245H38ZM49 246L52 248H49ZM121 246H122V244H121ZM121 246H119V247H121ZM31 248V247H30ZM60 248V249H59ZM31 249H33V248H31ZM30 250V249H29ZM122 250H123V247H122ZM124 250H125V247H124ZM123 250V251H124ZM233 252H234V250H233ZM233 252H232V254H233ZM31 253V252H30ZM32 253H33V251H32ZM39 253H38V255H39ZM231 253V252H230ZM36 254V253H35ZM40 254V255H41ZM40 255H39V258H40ZM41 255V256H42ZM65 255V254H64ZM229 255H231V254H229ZM234 255L235 256H233L235 259H236V261H233V264H241L242 263V261L244 260V257H243V254L240 252V251H236V252H234ZM29 256V255H28ZM51 257V258H50ZM64 257V256H63ZM189 257V256H188ZM219 257V256H218ZM27 258V257H26ZM30 258V257H29ZM38 258V257H37ZM43 258V257H42ZM49 258V259H48ZM56 258V257H55ZM234 258H233V260H234ZM123 259V258H122ZM219 259V258H218ZM229 259V258H228ZM36 260H38V259H36ZM35 260V261H36ZM43 260H41V261H43ZM53 260V259H52ZM77 260V259H76ZM214 260V259H213ZM230 260H232V259H230ZM28 261V260H27ZM31 261V260H30ZM29 261V262H30ZM34 261V260H33ZM38 261H40V260H38ZM50 261V260H49ZM79 261V260H78ZM264 261V260H263ZM29 262H27V264L29 263ZM53 262V261H52ZM62 262V261H61ZM210 262V261H209ZM226 262H227V260H226ZM32 263V262H31ZM34 263V262H33ZM32 263V264H33ZM37 263H41L42 264V262H37ZM45 263V262H44ZM47 263V262H46ZM125 263V262H124ZM190 263H191V261H190ZM220 263V262H219ZM35 264H36V262H35ZM58 264H60V263H58ZM192 264V263H191ZM210 264V263H209Z\"/></svg>","mask_w":264,"mask_h":264}]
</instances>
